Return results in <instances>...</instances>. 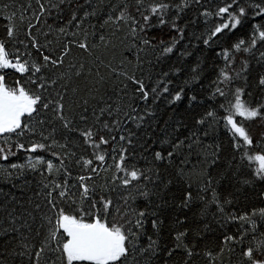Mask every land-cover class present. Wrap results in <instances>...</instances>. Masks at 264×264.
I'll return each mask as SVG.
<instances>
[{"label":"trees","instance_id":"1","mask_svg":"<svg viewBox=\"0 0 264 264\" xmlns=\"http://www.w3.org/2000/svg\"><path fill=\"white\" fill-rule=\"evenodd\" d=\"M161 2L169 7L152 16L141 31V13L148 14L153 0H144L143 5L136 0H65L63 4L60 0H0V41L11 53L22 54V60L41 68L36 74L0 69L5 85L11 89L19 81L30 94L41 95L44 103L58 100L63 105L59 110L55 104L47 109L38 105L31 116L21 117L22 126L28 124L29 130L0 138V146L14 153L0 158V264H67L62 252L67 234L60 229L56 242L48 238L47 218L55 215L47 202L49 192L66 214L83 217L86 223L99 218L111 226L132 220L137 235L126 241L128 254L109 264H246L242 250L264 240V218L253 217L255 240L251 223L239 219L264 209V179L255 175L257 164L247 160L244 149L235 147L241 138H234L225 119L234 113L231 106L237 89L246 106L264 105V85L259 82L264 77L260 55L264 42L247 53L232 51L233 62L226 69L231 79L226 83L220 76L225 59L219 54L232 50L241 39L250 45L253 24L264 31V16H254V5L264 6V0H239L231 11L247 9L242 23L217 34L208 45L204 40L228 21L227 14L216 15L225 7L222 0H184L182 8L177 7L181 0ZM122 10L125 15L119 18ZM206 10L211 15L205 16ZM161 18L166 21L163 25ZM10 25L15 28L12 38L7 34ZM173 42L172 53L163 55ZM45 55L50 57L47 62ZM135 81L145 85L147 100ZM181 90L182 99L170 103ZM193 96L195 100L190 99ZM233 119L252 138L249 154H264V118L233 115ZM88 128L96 133L93 140L98 142L103 135L108 143L99 148L86 143L81 131ZM33 143H43L46 149L28 151ZM157 151L164 159L155 158ZM122 154L127 170L137 169L148 179L141 177L124 186L120 178L126 172L116 168ZM98 155H104V161L97 160ZM37 157H43V163L29 167ZM83 160L92 164L85 167ZM48 161L54 165L52 170L47 168ZM14 164L23 167L13 168ZM81 176L90 190L87 198L81 196ZM65 183L68 195L60 199L58 192L63 189H53ZM189 192L191 200L184 206ZM101 196L112 201L107 211ZM141 211L146 216L138 229L134 214ZM153 220L158 222L155 229ZM180 233L185 235L177 240ZM226 236L235 239L225 242ZM149 237L156 241L155 252H142ZM37 251H41L39 257ZM209 252L211 257L206 255Z\"/></svg>","mask_w":264,"mask_h":264},{"label":"snow or ice","instance_id":"2","mask_svg":"<svg viewBox=\"0 0 264 264\" xmlns=\"http://www.w3.org/2000/svg\"><path fill=\"white\" fill-rule=\"evenodd\" d=\"M40 0H37L39 3ZM65 0H60V3L63 4ZM199 2V0H197ZM225 4V7H220L219 10L216 12L217 16L222 17L224 14L228 15V21L223 23L220 26L215 27V30L211 32L208 39L204 40V44L208 45L210 40L217 36V34L221 33L224 30H233L236 29L241 23L242 19L247 15V9L244 7H239L236 11H231L235 5L239 3V0H231L229 3L228 0H222ZM138 5H143L144 0H136ZM184 0H181V4L177 5L178 8L184 7ZM53 7H58V5H53ZM169 7L168 4L161 2V0H153L150 8L148 9V14H143L142 19L144 21L143 25H139L140 30L143 31L149 24L150 18L152 16L161 15L165 9ZM45 11L43 4H41V12ZM139 12V7L137 8ZM205 16L211 15L210 12L207 10L203 13ZM15 14L13 13V16ZM88 13H85L87 16ZM125 12L121 11V17L123 18ZM254 16L260 17L264 16V6H261L260 3L254 5ZM118 18V19H119ZM73 20H76V14L73 13L72 16ZM111 19V17H109ZM71 23V21H69ZM107 22V21H106ZM159 23L161 25L165 24L166 21L161 18ZM133 32L135 33V25L136 22L133 19ZM29 28L33 27L31 24L28 25ZM172 27L175 29L176 25L173 22ZM253 29L255 32L251 37V44L245 46L246 41L241 39L237 43L233 45L232 50H224L222 55L225 59V69H221L220 76L223 82H227L231 79L227 68L231 67L232 59V51L235 52H250L253 48L257 45L258 42H264V31H260V25L253 24ZM63 31V29H61ZM258 32V36L255 34ZM7 34L9 38H12L15 34V28L13 26H9L7 30ZM145 44L149 43L148 40L143 41ZM33 46H36V42L33 40ZM175 46V42H173L172 46L165 47L163 49V55L172 53L173 47ZM81 48H85V44H80ZM261 59H264V53H261ZM22 54H13L9 50H7L5 43L0 41V69H15L18 73H39L41 71L40 66L35 63H30L28 60H22ZM45 62L50 60V57L45 55L44 56ZM52 63H57L56 61H52ZM244 69L247 68V61L243 62ZM243 70V69H242ZM167 76V73L164 74ZM5 77L4 75H0V138H2V134L5 133H16L17 130L19 131L20 135L24 134L25 130H29L28 124H21V117L24 114H28L31 116L36 110L37 106L43 104V108L47 109L50 105L55 104L57 106V110L62 109L63 105L58 100H51L47 103L43 102V98L39 94H30L29 91H26L25 87L20 84L19 81L16 82V87L8 88L4 83ZM139 88L138 90L142 93L143 99L147 100L149 93L145 91V85L141 81H135ZM260 84L264 85V77H261ZM36 83V81H33ZM39 87L43 88L42 84ZM153 92H157V89H153ZM167 84L163 85V92H168ZM182 91L176 92V94L172 97L170 103L175 101H179L182 99ZM217 91L220 92V89L217 88ZM224 93L221 92V95ZM191 100H195L196 97L193 96L190 98ZM234 109V113L228 115L225 119L227 120L228 124L231 125V129L234 133V138L236 136L241 138V141H238L235 147L239 150L241 148L244 149V156L247 160L251 162H255L257 167L255 169V175L260 178L264 179V154H249V149L252 146V138L249 136L248 132L245 130L244 127L238 126L236 121L233 119V115H239L244 119H253L256 117L264 118V112L261 109H264V105L260 106L259 108H251L245 105L244 101L241 99V90L237 89L235 94V104L231 106ZM104 111L103 109L101 110ZM209 116L212 113H208ZM62 118V117H61ZM202 122V121H201ZM65 127H68V124H65ZM105 128L108 127L107 124L104 125ZM81 135L84 137L86 143H89L92 147L99 148L102 144H107L108 140L104 138L103 135L99 136L98 142L93 140V137L96 133L91 129L88 128L86 130L81 131ZM47 139V138H45ZM121 139H124L122 136ZM7 143V141H5ZM18 148L23 149V144H17ZM178 146V145H177ZM38 149H46V145L43 143H33L32 146L27 149L30 152H35ZM14 154L11 152L10 147L6 150L4 146H0V158L7 159L8 155ZM55 155V153H53ZM173 155L172 152L168 153V156L171 157ZM155 158L157 160L164 159L160 151L155 153ZM97 160L104 161V155L96 156ZM125 157L122 154L120 156L121 163L116 165V168L119 171H125L126 175L120 178L121 183L124 186L130 185L133 181H136L143 177V173H141L137 169L127 170L124 166ZM43 163V157H37L35 163H29V167L35 168L37 164ZM92 164V160H83V165L85 167ZM13 168L16 167H23V165H12ZM54 167L51 161L47 162V168L52 170ZM91 171L95 172L96 169H91ZM144 179H148V177H143ZM86 178L81 176V185L82 188L81 196L82 198H87L89 196V187L83 183ZM47 187V185H46ZM57 189H63L58 192V197L63 199L67 197L68 190H67V183L65 185L56 184L53 191ZM141 195L148 196V192H142ZM48 204L51 206V209L55 213L54 217L47 218L49 224V233L48 238L52 242H56L58 240V232L60 229L63 230L64 233L67 234L68 239L66 242L62 244V252L67 258V264H72L73 261H92L94 264H109L110 261H119L122 257H125L128 254L129 249L126 247V241H128L130 236H136L137 233L132 231V220L126 219L124 223H112L109 226L108 223H102L99 218H96L91 223H86L81 217L77 219L74 215H68L65 213L63 208L58 207V203L56 198L53 197V193H48ZM215 192L213 191V200H215ZM191 200V193L189 192L184 201V206H187V203ZM100 203L103 205V209L107 211L109 206L112 204L111 200L104 199L103 196L100 198ZM97 206V202L94 200L92 207L95 208ZM222 210V209H221ZM85 215H88L85 213ZM259 215L261 218H264V209L259 210V212H253L251 215H244L239 217L240 220L248 221L252 225V233L253 239L255 240V232L257 231V224L254 216ZM146 213L141 211L139 213L134 214V221H135V228L142 229L144 218ZM236 217H233L235 219ZM53 219L55 223L53 224ZM152 227L155 229L158 227V222L156 220L152 221ZM247 233H242V235H246ZM185 235V233H180L176 239L180 240L181 237ZM235 237L233 236H226L225 242L233 241ZM155 245L156 241L152 240L149 237V244L147 248H142V252L153 251L155 252ZM179 246V245H178ZM57 250H60L59 248ZM43 251V249H41ZM41 251L36 252V256L39 257L41 255ZM223 251V249H221ZM171 255V252H169ZM188 255L191 256V250H188ZM209 257L212 256V253H206ZM243 259L246 261V264H264V240L258 241L255 244V247L249 246L245 250H242L241 253Z\"/></svg>","mask_w":264,"mask_h":264}]
</instances>
